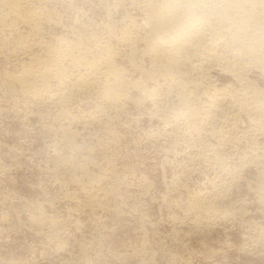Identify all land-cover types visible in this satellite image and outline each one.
<instances>
[{
	"label": "rangeland",
	"instance_id": "rangeland-1",
	"mask_svg": "<svg viewBox=\"0 0 264 264\" xmlns=\"http://www.w3.org/2000/svg\"><path fill=\"white\" fill-rule=\"evenodd\" d=\"M139 2L27 0L39 29L0 12V264H122L146 241L159 264H264V121L225 103L223 114L188 126L181 89L147 78L152 61L132 30L144 21ZM72 29L124 54L115 60L130 83L120 104L104 100L84 69L72 93L51 79L43 100L10 81L27 66L22 47L46 59ZM238 72L264 90L258 70ZM190 76L197 106L210 89L241 86L207 61ZM134 82L157 96L145 99ZM66 90L62 107L47 97Z\"/></svg>",
	"mask_w": 264,
	"mask_h": 264
},
{
	"label": "clouds",
	"instance_id": "clouds-1",
	"mask_svg": "<svg viewBox=\"0 0 264 264\" xmlns=\"http://www.w3.org/2000/svg\"><path fill=\"white\" fill-rule=\"evenodd\" d=\"M21 7L3 2L0 12L7 20L11 11ZM133 7L144 14V42L150 49H191L196 55L211 45L214 54L234 68L258 70L264 75V0H140ZM73 38L84 46L72 48ZM59 39L64 47L56 51L54 59L60 62L61 75L71 91L83 78L82 63L88 56L102 58L105 48L95 36H86L79 29ZM260 95L264 97V90ZM261 109L264 111V101ZM175 111L182 112L183 108L177 106ZM259 242L258 254L264 256V230ZM165 250L166 254L170 251L167 246ZM158 254L146 241L122 264H159L155 259Z\"/></svg>",
	"mask_w": 264,
	"mask_h": 264
},
{
	"label": "bare ground",
	"instance_id": "bare-ground-1",
	"mask_svg": "<svg viewBox=\"0 0 264 264\" xmlns=\"http://www.w3.org/2000/svg\"><path fill=\"white\" fill-rule=\"evenodd\" d=\"M25 1H27V0H0V4H2L3 2H9V3L21 5L22 6L21 8H18L16 10L11 11L10 15H13L12 17L15 16V19L17 17L18 20L19 19L21 21L23 20L24 23L26 22L30 26L34 25L35 27H37V25H35L33 23H35L36 19L40 15H39V13L37 14L38 11L35 12V11H32V9L30 10L29 6L28 7L26 6L27 4L25 3ZM130 21H132V20H130ZM143 22L144 21H142V24H140V26H134V24H133L134 28L132 30H133V33L135 34L134 36L138 38V39L137 38L136 39L139 40V42H142L144 44V50H143L144 53H141V55L142 54L147 55L148 57L151 58V61H152V63L150 64L151 70H149L150 72H148V74H146L147 78L152 79L155 75L162 76V78L165 79V82L167 80L170 83H172L173 85H175L176 88L181 89V96H180L181 97V100H180L181 103L180 104H181V106H183V108L185 110V113L182 116V118L183 117L185 118V122L188 123V126L190 124V121L195 122L196 120L202 119L203 117H206L207 120L210 119L209 116L211 115V113L213 115V112L217 113V112L221 111V113H222V110L224 108L223 106L225 105V103L227 104V108L238 111L237 114L245 112V114H247V116L250 118V120L252 119L251 121H254V120L256 121L257 118H259L262 122L264 121V119H262V115H264V111H262V109H261V103H262V101H264V97H262L260 95L261 89H258L254 85H252L251 83L247 82L245 80L246 78H243L239 74L241 72L237 73V68H234L230 63L225 61L223 58L214 54V50L212 49L211 45L208 46L207 50H205L199 54H196V55H193L191 49H181V48L155 49V50L150 49L146 45V43L144 42V23ZM24 23H22V24H24ZM131 26H132V22H131ZM36 29H39V28L37 27ZM129 30L131 32L130 28L127 29L126 32H128ZM122 36H124V35H122ZM125 36H127V35H125ZM128 38H129V36H128ZM129 39H128V41L129 42L132 41V43L134 42V45H135L136 39H135V41L129 40ZM40 41L41 40H39V42ZM128 41H123V42L125 43ZM78 42H80V41H78ZM76 43L75 44L72 43L71 47L79 50L84 46V45H82L81 42H80V44H78V43L76 44ZM41 44H42V42H41ZM100 44L102 46H104V48H105V55L102 58L101 57L88 56L87 59L82 63V66L80 69H84V71H87L86 75L89 76V78L92 80V81H90V82H92L91 83L92 86H100L101 90L99 89L100 90L99 92L102 93L104 100L107 99V101H110L109 103H113L114 105H117L119 103L121 97H123V95H124L123 94V87H126L130 84L125 80V75H124L123 69H121V67H119L118 64L116 65V63H115L116 58H120V56H123L124 54H121L122 52L120 53V52L113 51L112 50L113 48L112 49H110L111 47L108 48V46H106V44H102V43H100ZM36 46H39V45H36ZM40 46H42V45H40ZM46 47L47 46H45V48ZM62 47H64V45L61 44L60 41L58 42L56 47H50V48L47 47L48 49L46 51L48 54L46 56V59H41L42 57L40 58L39 55H36V54L30 52V50H28L27 46L22 47V50L26 54V59H27L26 65L27 66H21V67H24V69H21V72H19L18 75L14 76L13 79L11 77H9L12 79V80L10 79V81L18 82L21 93L23 92L24 94H26L28 96L30 95L34 99L39 100V98H41V100H43V96L45 95V94H43V92H44V90L47 91V88H48V85L50 84L49 82L51 79L52 80L56 79L57 82H59V84L63 82V76L61 75V68H59L60 63H58L57 60L54 59L56 51ZM132 47H134V46H132ZM132 51H134V50H132ZM132 51H131L132 54H129L130 57L128 55V57H129L128 59H130V61H132V59L134 60ZM134 54H136L135 51H134ZM43 57H44V55H43ZM204 61L209 62V64H211L212 66L221 67V70H223L224 73L225 72L230 73V75H232L236 81H239L238 83H240V85H241L240 89L239 90H233L230 87H226V88L222 89L221 91H219V90L209 88L210 93L206 92L208 94V97L206 98L207 99L206 102L203 103V105L200 104L199 106H197V104H195L192 101H195L194 100L196 98L195 91L197 90V92H198L200 85L198 82H196V80H194L190 76V73H192L193 70L194 71L199 70L200 66L203 64ZM131 63H133V62H131ZM190 71H192V72H190ZM83 74H85V73H83ZM6 79H7V77H6ZM82 80H83V78L80 81L82 82ZM152 80H154V79H152ZM81 82H79V83H81ZM83 83L85 84V81ZM81 86H83V85L81 84ZM132 86H133V88H135L136 91L138 90V92H140V94L145 99L146 98L151 99L154 96H157V94H155L153 89L148 88L142 82H134L132 84ZM75 88H76V86H75ZM54 89H56V88H54ZM75 90H77V89H75ZM96 90H93V91L96 92ZM48 91H49V89H48ZM59 92H57V94L56 93L51 94L50 96H48V94H47V97H49V99H51V100L54 99V101L58 104V106L62 107V106H64L63 104H65V98H69L70 93L68 94L69 91L67 92V90H66L68 97L67 96L65 97V95H66L65 91L63 93H59ZM179 92H180V90H179ZM71 93H72V91H71ZM94 94H96V93H94ZM207 94H205V95L207 96ZM201 96L203 97V95H201ZM206 96H204V97H206ZM47 97H45V98H47ZM45 101H47V100H45ZM210 117L212 118L213 116H210ZM257 121H259V120L257 119ZM177 122L178 121H175V123H177ZM181 122H184V121L182 120ZM232 122H230V123H232ZM182 125H183V123H182ZM188 126H186V127L188 128ZM184 127H185V125H184ZM189 130L194 131L192 128ZM189 130H188V132H189ZM218 130L219 129H217V132H218ZM210 132H213V130H211ZM223 132L224 131H219V133H223ZM194 133H196V132H194ZM213 134H214V132H213ZM207 135H208V133H207ZM212 136H214V135H212ZM222 136H220V137H222ZM218 140L220 141L221 139L219 138ZM212 153H213V151H212ZM254 159H256V158H254ZM92 196H90V199H87V203H88V205L90 204L91 206H94L95 202L93 203V201L91 200V199H93ZM192 204H193L192 207L194 209H197V210L201 209V206L198 203H196L195 201ZM95 205H97V204L95 203ZM99 209H101V208H99ZM203 210H204V208H203ZM42 215H40V216H42ZM40 219H42V217ZM42 220H46V219L43 217ZM42 220H40V221L42 222ZM40 221H38V222H40Z\"/></svg>",
	"mask_w": 264,
	"mask_h": 264
}]
</instances>
